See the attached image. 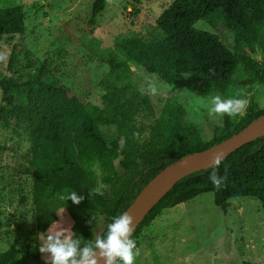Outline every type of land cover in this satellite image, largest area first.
Masks as SVG:
<instances>
[{
    "label": "trees",
    "instance_id": "obj_1",
    "mask_svg": "<svg viewBox=\"0 0 264 264\" xmlns=\"http://www.w3.org/2000/svg\"><path fill=\"white\" fill-rule=\"evenodd\" d=\"M105 4L106 0L93 3L90 24ZM24 18L21 6H0V37L23 34ZM198 23L222 27L232 38L227 41ZM98 57L111 67L103 107L81 102L45 61L31 53L24 76L1 82L10 92L0 101V127L29 145L20 158L24 173L35 174V198L46 219L41 231L55 221L56 211L66 209L74 222L72 232L84 241L103 236L112 219L166 166L224 141L264 114V105L251 98L243 115L224 116L209 139L187 122L186 108L178 101H166L153 123L139 121L140 108L148 115L154 110L149 97L129 78L130 65L166 87L185 81L200 98H233L256 86L264 88V0H173L145 33L117 36L113 47ZM103 127H115L118 135L106 137ZM4 150L0 145V152ZM212 170L176 183L136 228L133 239L137 241L164 210L205 193L213 194L222 211L231 199L256 198L264 214V136L221 161L217 171L227 179L220 190L209 180ZM100 185L107 186L101 189L103 195H92L90 190ZM73 190L84 198L79 205L60 199ZM0 264L28 263L11 247L0 254Z\"/></svg>",
    "mask_w": 264,
    "mask_h": 264
},
{
    "label": "rangeland",
    "instance_id": "obj_2",
    "mask_svg": "<svg viewBox=\"0 0 264 264\" xmlns=\"http://www.w3.org/2000/svg\"><path fill=\"white\" fill-rule=\"evenodd\" d=\"M96 0H0V6H21L25 30L21 35L0 37V101L10 92L1 82L25 74L27 53L47 63L56 77L83 103L103 107L110 65L98 53L113 47L115 38L130 32L145 33L173 0H106L95 23H89ZM197 26L230 40L232 34L222 27ZM98 44V45H97ZM261 61V60H260ZM264 62V61H263ZM129 78L149 97L154 114L138 110L139 121L153 123L166 101L174 100L186 108L187 122L198 127L203 138L222 125V118L209 116V98L194 94L185 81L166 87L141 68L130 65ZM149 83L157 87L151 95ZM227 99L230 97L222 96ZM235 98L248 102L254 98L264 105V88L253 87ZM243 115V114H242ZM106 137L118 135L115 127H103ZM146 136V135H145ZM27 143L10 130L0 127V254L14 247L28 264H46L39 252V234L70 227L74 222L66 209L55 213V221L41 231L44 209L35 198V174L23 171L20 156ZM28 145V144H27ZM99 225V224H98ZM101 226L97 233L101 232ZM139 255L134 264H264V214L256 198H234L222 211L214 204L212 193L164 210L137 239Z\"/></svg>",
    "mask_w": 264,
    "mask_h": 264
},
{
    "label": "clouds",
    "instance_id": "obj_3",
    "mask_svg": "<svg viewBox=\"0 0 264 264\" xmlns=\"http://www.w3.org/2000/svg\"><path fill=\"white\" fill-rule=\"evenodd\" d=\"M0 59H5L0 55ZM148 90L151 95L157 94V87L154 83H149ZM248 100L244 98H227L224 99L220 95H215L210 100L208 107L209 116H218L223 118H235L246 112ZM139 137V133H134ZM29 145H25V148ZM224 153H216L212 157V172L209 180L215 187L220 190L224 185L227 177L220 176L218 169ZM106 185H100L91 189L92 195H103L101 189ZM63 201L71 200L73 204L79 205L84 199L79 196L76 191H71L60 195ZM134 217L129 212L122 213L112 219L107 225L106 233L98 236L96 239L84 241L71 231L70 227L61 228L52 231L50 228L47 232L39 234L40 246L39 252L44 255L46 264H134L136 256L139 255L137 242L133 239L135 227Z\"/></svg>",
    "mask_w": 264,
    "mask_h": 264
},
{
    "label": "water",
    "instance_id": "obj_4",
    "mask_svg": "<svg viewBox=\"0 0 264 264\" xmlns=\"http://www.w3.org/2000/svg\"><path fill=\"white\" fill-rule=\"evenodd\" d=\"M263 136L264 114L224 141L203 151L187 154L166 166L149 181L123 213L129 212L134 217L133 227L136 230L176 183L195 172L210 168L216 153H224V160L237 149Z\"/></svg>",
    "mask_w": 264,
    "mask_h": 264
}]
</instances>
